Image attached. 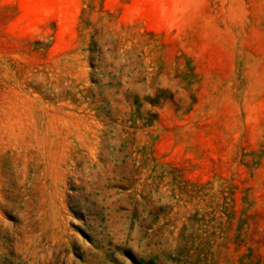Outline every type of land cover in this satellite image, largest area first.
<instances>
[{
	"label": "rangeland",
	"instance_id": "1",
	"mask_svg": "<svg viewBox=\"0 0 264 264\" xmlns=\"http://www.w3.org/2000/svg\"><path fill=\"white\" fill-rule=\"evenodd\" d=\"M0 264H264V0H0Z\"/></svg>",
	"mask_w": 264,
	"mask_h": 264
}]
</instances>
